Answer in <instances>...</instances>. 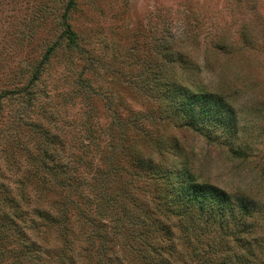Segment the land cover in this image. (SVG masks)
<instances>
[{
  "label": "rangeland",
  "instance_id": "rangeland-1",
  "mask_svg": "<svg viewBox=\"0 0 264 264\" xmlns=\"http://www.w3.org/2000/svg\"><path fill=\"white\" fill-rule=\"evenodd\" d=\"M182 171L227 198L167 211ZM11 223L0 264H264V0H0Z\"/></svg>",
  "mask_w": 264,
  "mask_h": 264
},
{
  "label": "trees",
  "instance_id": "trees-1",
  "mask_svg": "<svg viewBox=\"0 0 264 264\" xmlns=\"http://www.w3.org/2000/svg\"><path fill=\"white\" fill-rule=\"evenodd\" d=\"M71 2H72V0H71ZM63 19L65 20L64 24H63L65 26V36L67 37V40L69 42H72L71 41L73 39V34L71 32L72 30L66 22V20H67L66 16H64ZM54 49H55V46H53L50 51H53ZM50 55H51V52H47L45 59H48ZM35 80H36V78H35ZM206 101L208 102L207 97H206ZM215 101H217V100H215ZM201 123H204V122H201ZM204 130H205V127L203 126L200 129V131H204ZM171 175H173L174 179H176V181H177V182L176 181L174 182V187H176L177 189L173 192V188H172V190H170L169 195L166 196L167 211H169V212L173 211L174 212L173 214H177V216L179 215V216L185 217V215H187L186 213L190 212L194 208H199L200 212L203 213V212L207 211L209 208L212 209L214 207V205L217 204V201L219 199H221L222 197L227 198L225 195L221 194L218 189H215L214 192H207L209 190H204L202 186H199L198 184H196V182L194 181V179L190 175H187L183 171L179 174L176 172V173H172ZM108 177H110V175H108ZM182 177L185 178V181L181 180ZM118 200L119 199L115 200V202H117ZM112 201L113 200H111L110 203H112ZM217 206H219V204ZM184 209H186V211ZM182 210H184L185 213ZM140 213H142V211H140ZM140 213H138V214H140ZM252 213H254L252 211V207L251 206L249 207V204L247 203V211L245 212V215H247V217H248V216H251ZM214 214L217 215L216 212ZM126 215H129L128 210L123 213L122 219ZM136 218L143 220V218L138 217V216H136ZM50 220L52 221L53 226L58 223V222H55L54 218H52ZM142 223H143V225H145V221H143ZM123 224H124V222L122 221V223L117 224V226H121V228H122ZM130 225L132 226V224H130ZM8 227H14L15 229L13 230L14 231L13 233H19L18 229H17L18 228L17 223L0 225V242H2L3 239H5V237L2 235V233ZM66 229H67V227H66ZM116 230L118 231V228H116ZM60 231H63V230H60ZM1 235L4 238L1 237ZM60 237H61L60 241L63 243L64 247L59 246L60 247L59 256H57L56 262L59 264H77L78 261H76L74 258H71V257L69 258L67 256L68 254L66 255V253H68V251L70 249H71L70 251L72 252V249L75 248L74 246H76V241L71 239L68 236H65L64 231H63V235H60ZM20 239L22 241L17 242L19 244L20 248L21 247H23V248L30 247L29 248V250H30L32 246H27V239L25 237L20 238ZM250 244L253 245L252 243H250ZM161 251H162L161 249H157L156 255L158 253H161ZM249 251H250V253L249 252L248 253L251 255L250 257H255L253 249L252 250L250 249ZM47 254L50 257H53V260L55 262V257L51 256L50 253H47ZM62 254H64L65 256L62 257ZM25 256L30 258V259H33V257L30 256V253H28ZM30 259H26L24 257L25 262H30L29 261ZM46 263H49L46 259L42 261V264H46ZM247 264H254V263L251 262V260H249L247 262Z\"/></svg>",
  "mask_w": 264,
  "mask_h": 264
}]
</instances>
